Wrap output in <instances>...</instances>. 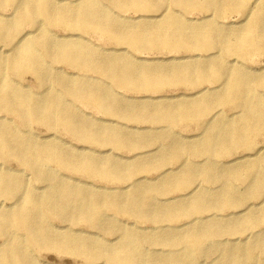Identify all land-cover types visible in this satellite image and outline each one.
<instances>
[{"label":"bare ground","instance_id":"obj_1","mask_svg":"<svg viewBox=\"0 0 264 264\" xmlns=\"http://www.w3.org/2000/svg\"><path fill=\"white\" fill-rule=\"evenodd\" d=\"M166 1L171 0H70L61 5L53 0H0V8L8 3L16 12L14 13L16 18L12 21L7 20L0 12V42L2 40L12 41L24 24L40 26L46 22L47 25H59L68 31L61 40H54L47 32H43L39 37L29 41L26 37L30 36V32H23L19 34L23 36L16 38L11 49L3 50L0 45V52L3 53L0 54V111L7 112L11 117H17L24 127L21 130L11 123L2 122L6 119H0V202L4 200L1 197L13 199L8 206H3L2 202L1 206L8 210L0 206V236H4L0 244V264H34L36 260L30 244L36 247V250L51 248L63 252L74 250L88 260L96 257L104 258L109 264H197L202 253L201 244L204 239L218 240L217 236L228 233L230 229L234 231L235 228L236 232H242L253 226L254 220L251 215L243 218L236 225L222 221L207 224L206 222L212 220L205 216L198 217L193 221L203 220V224H191L180 235H172L170 238L171 243L183 242V252L148 262L141 244L150 238H138L136 231L128 227L120 225L107 227L103 217V207H111L116 209L115 212L123 211L137 219L155 222H158L157 214L160 218L164 216L163 214L171 216L177 214L179 210L175 209L177 206L171 210L164 208L157 212L145 206L144 202H151L146 186H138L140 183L133 181L131 185L134 191L132 192L97 194L86 192L75 184L55 176L53 182L47 185L43 192H38L36 188L32 189L28 185L27 179L22 178L21 174L8 172L4 160L12 158L20 162L22 172L28 169L35 174L37 179L44 176L45 166L51 162L63 168H81L103 180L110 179L112 182H119L132 169L142 166L136 162L110 160L109 166L106 167L99 161L74 156L69 151H62L54 140V142L40 140L29 131V125L32 122H41L51 129L63 126L72 134L80 135L84 139L108 138L105 128L88 124V120L74 108L63 104L61 96L56 95L53 90L48 92L52 93L48 96L46 93L41 98H35L30 93L27 94L19 91L18 88L10 87L9 73L15 75L32 73L43 85L51 82L59 83L57 78L52 80L49 76L48 73L51 70L45 65L41 50L48 52L53 59H60L70 66L92 68L115 84L122 83L127 88H158L167 81L195 84L202 76H209L213 82H220L223 94L207 100L172 104V107L163 104L153 110L156 121L194 122L197 126L203 127L205 131H210L195 146H186L181 143H175L171 147L166 146V152L163 155H173L180 148L193 153H205L208 157H221L230 154L235 147H246L250 150L255 148V140L252 136L264 130V91L257 93V87L264 88V75L250 73L235 66L234 62H226L223 55L226 51H233L243 58L256 49L259 51L264 46V19L261 10H257L262 6L253 10L250 0H173L174 3L179 4L188 2L189 5L204 11H214L219 14L236 11L245 12L249 16L250 21L244 26L234 28L227 26L226 32H223L214 22L206 23L203 28L199 27V29L184 25L175 14H170L162 20L149 18L138 26L133 24L129 26L130 24L124 25L122 21L109 19L104 9V4L110 2L119 7L128 6L142 11ZM257 29L259 33H253ZM76 31L96 33L106 40L128 45L151 46L153 43L157 45L169 41L172 46L194 44L211 48L213 45H221L225 51L223 55L204 63L194 60L188 64L164 68L150 67L146 63H137L128 59H118L110 63L98 51H92L86 41L79 43L70 40L81 37L80 34L75 33ZM7 50L13 53L11 57H6L9 54ZM90 85L91 83L88 82H77L74 85L63 83L64 91H67L73 101L94 102L107 112L121 111L120 106L108 98L107 90L102 88L99 92H93ZM172 97L174 96H170ZM232 103L243 107V112L237 115V120L222 123L226 124L223 128L216 127L214 122L203 123L207 111L213 105H231ZM139 110L142 111L143 108ZM232 118L235 116L233 115ZM224 131H228V139L224 138ZM135 137L137 136L126 132L123 136L119 135L118 140L122 142L124 139ZM223 163L218 162L217 167L209 165L204 169L203 174L197 172L194 166L189 165L185 167L183 174L176 181L186 186L195 176L210 177L216 182L225 181V184L237 178L250 186V195L260 198L264 203V157L254 156L245 165H235L225 174L218 172L219 168L224 165ZM204 191L208 192L207 188ZM18 193L21 194L17 195ZM218 196L219 194L215 195L214 200ZM225 199L227 202H239L241 198L235 196L234 199L231 197ZM185 204L204 208L210 205V201L207 202L204 198L198 197ZM16 206L20 208L11 211ZM262 211L264 212V205ZM49 216L67 219L65 221L69 223L71 219L78 222L83 221L91 227L103 230L111 228L112 231L118 233L117 241L103 245L100 241L75 237L69 225L60 232L57 224L50 223ZM229 224L231 227H228ZM255 234L256 232L253 233ZM156 239L161 241L163 237L159 236ZM210 246L213 251L221 247L216 241ZM247 250L243 252L236 249V254H234L232 248H224L222 260L217 264H225L227 258L232 259L231 262L264 264L263 261L257 259L252 249ZM243 254L245 257L241 258Z\"/></svg>","mask_w":264,"mask_h":264},{"label":"rangeland","instance_id":"obj_2","mask_svg":"<svg viewBox=\"0 0 264 264\" xmlns=\"http://www.w3.org/2000/svg\"><path fill=\"white\" fill-rule=\"evenodd\" d=\"M53 1L61 5L68 3L70 0ZM250 3L253 10L258 6H262L257 10H261L264 19V0H250ZM104 9L108 13L109 19L122 21L124 25L130 24L129 26H138V24L149 18L162 20L170 14H175L184 25H191L198 29L199 27L203 28L204 24L209 22L217 23L223 32H226L225 28L227 26H230L229 28L242 27L250 21L249 16L245 12L234 11L232 13L219 14V12L204 11L196 8L193 5H189L188 2L185 4L174 3L173 0L166 1L156 7H147L142 11L128 6L119 7L110 2L104 4ZM0 12L9 21L16 18V15H14L16 12L11 4H3ZM23 32H30V36L26 37L27 41L39 37L43 32H47L54 40H61L68 33L62 26L47 25L46 22L40 26L24 24L20 28L19 34ZM256 32L259 33V29L253 33ZM75 33L80 34L81 37L70 40L79 43L86 41L92 51H98L110 63L118 59H128L137 63H146L150 67L161 66L164 68L172 65L188 64L194 60L204 63L213 60L219 55H223L225 51L221 45H213L211 48L194 44L172 46L169 41L157 45L153 43L151 46L143 44L128 45L106 40L103 36L96 33L88 34L81 31H76ZM19 34L17 33L12 41L2 40L0 42L1 49H11L16 38L23 36ZM257 50L243 58L233 51H226L223 58L226 62H234L235 66H239L250 73L264 75V46L259 51ZM7 52L9 54L6 57H11L13 53L9 50ZM41 52L45 65L51 70L48 73L49 76L52 80L57 78L59 83L51 82L43 85L37 76L32 73L28 72L21 75L9 73L8 81L10 82V87L18 88L20 89L19 91H24L27 94L30 93L35 98H41L46 93L48 96L52 94L48 92L53 90L56 95L61 96L63 104L74 108L88 120V124L105 128L108 138H103L105 142L102 141L103 139H84L80 135L72 134L69 129L63 126L51 129L41 122H32L29 125V131L40 140L55 141L58 148L62 151H69L74 156L87 157L99 161L104 163L106 167L109 166L110 160L126 161L128 163L136 162L142 166L132 169L119 182H112L110 179L103 180L93 176L81 168L68 169L49 162L45 166L46 173L44 176L41 179H37L35 174L28 169L22 172V165L18 160L6 158L4 161L9 173L21 174L22 178L27 179L28 185L32 189L36 188L38 192H43L47 185L53 182L52 180L55 176L75 184V186L86 192L97 194L132 192L134 191V187L131 185L133 181L139 182L138 186H146L148 188L147 194L151 196V202H144L145 206H148L150 210H155V212L164 208L171 210L174 206H177L175 208L179 209L177 214L175 216L163 214L162 218L157 214L156 219L158 222H155L147 219H137L123 211L115 212L116 209L111 207H103V217L107 227L115 225L128 227L132 231H136L138 238H150L141 244L142 251L148 262H154L156 259L171 257L173 254L183 252V242L171 243L170 238L172 235H180L191 224H203V220L193 221L198 217L205 216L212 220L206 222L207 224L222 221L236 225L243 218L251 215L254 220L253 226L247 230L236 232L234 228V231L230 229L228 233H222L217 236L218 240L204 239L201 244L202 253L198 258L197 264H217L222 260L224 248H232L234 254H236V249H240L243 252H247V249H252L257 259L264 262V212L262 211L264 203L260 198H254L249 194L250 186L245 181L234 178L232 182L228 181L225 184V181L216 182L210 177L203 178L195 175L186 186L180 185L176 181L183 174L185 167L189 165L194 166L197 172L203 174L204 169L209 165L217 167L216 164L218 162H224L218 172L225 174L235 165H245L254 156L264 157V130L262 129L252 136L255 140V148L252 150L246 147H235L226 156L208 157L205 153H193L190 150L179 148L173 155H163L166 152V146L171 147L175 143L195 146L210 131H205L203 127L197 126L194 122L173 121L166 123L156 121L153 110L163 106V104H168L172 107V104L176 103L183 104L190 101L215 98L224 92L220 82H213L209 76H202L195 84L167 81L158 88H127L122 83L115 84L112 80L100 75L92 68L70 66L60 61V59H53L48 52L43 50ZM0 54L3 53L0 52ZM77 82L91 83L90 86L93 92H99L100 89L104 88V90L109 92L108 98L120 106L121 111L107 112L94 102L73 101L67 91H64L63 83L74 85ZM263 91V87H257V93H262ZM170 96L174 97L170 98ZM142 108V111L139 110ZM241 112H243V107H239L234 103L231 105H213L207 111L203 123L214 122L216 127L223 128L226 124L222 123L237 120V115ZM233 115L235 118L231 119ZM0 119H6V121L2 122L11 123L18 129L22 130L24 128L17 117H11L5 111H0ZM126 132L132 133L137 137L124 139L120 142L118 136H123ZM223 134L224 138L228 139V131H224ZM234 159L236 160L234 161ZM206 188L208 192L204 191ZM20 194L18 193L17 195ZM217 194L219 196L214 200ZM221 196L224 198H220ZM235 196L241 198L239 202H227L225 199L226 197L234 199ZM198 197L200 199L204 198L207 202L210 201V205L199 208L185 204ZM1 199H4L2 200L3 206H8L13 200L6 197H1ZM2 202H0V206ZM184 207L185 209H182ZM2 208L8 210V208ZM19 208L16 206L11 211H16ZM48 219L53 225L57 224L60 232L66 229L68 225L71 226V233L75 237L100 241L103 245L113 244L117 241L118 233L112 231L111 228L103 230L98 227H91L86 222H78L73 219L69 223L65 221L67 219L63 220L55 216H49ZM228 227H231V224ZM254 232H256L255 235H253ZM159 236L163 237L161 241L156 239ZM20 238L24 239V237ZM3 240L4 236L1 235L0 244ZM215 241L219 242L221 247L213 251L210 245H213ZM30 246L33 249V256L36 260L34 264H109L104 258L96 257L88 260L74 250L66 252L52 248L36 250V247L32 244ZM243 257H245V254L241 255V258ZM231 261L232 259L227 258L225 259V264H246L243 261Z\"/></svg>","mask_w":264,"mask_h":264}]
</instances>
